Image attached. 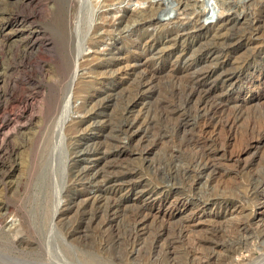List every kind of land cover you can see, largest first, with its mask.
Listing matches in <instances>:
<instances>
[{
  "label": "rangeland",
  "instance_id": "374dc122",
  "mask_svg": "<svg viewBox=\"0 0 264 264\" xmlns=\"http://www.w3.org/2000/svg\"><path fill=\"white\" fill-rule=\"evenodd\" d=\"M96 1L0 0V264H146L155 230L181 223L191 239L180 241L178 261L199 247L206 264L226 263L236 222L252 213L250 229L264 230V50L213 48L211 20L187 36L163 24H189V9L203 21L207 0H107L106 18ZM207 7L209 16L228 10L235 27L255 13L264 27V0ZM198 157L215 171L193 184ZM92 195L100 210L80 205ZM134 217L144 220L139 236ZM259 232L255 257L264 254Z\"/></svg>",
  "mask_w": 264,
  "mask_h": 264
},
{
  "label": "bare ground",
  "instance_id": "6f19581e",
  "mask_svg": "<svg viewBox=\"0 0 264 264\" xmlns=\"http://www.w3.org/2000/svg\"><path fill=\"white\" fill-rule=\"evenodd\" d=\"M83 1V0H82ZM118 1V0H117ZM95 2V1H94ZM107 2V0H97L95 4H93V2H88L90 3L91 6H93V9L96 12H101V16L105 17L106 13L103 11H100L101 8H103L104 4ZM120 2L125 3V4H130L134 2L136 3L135 0H120ZM118 2V3H120ZM212 4H208L211 3ZM142 4V3H141ZM206 5V7L204 8L205 11H207L205 14H207V17L203 20L200 21L198 14H195V10L196 9H189V10H185L183 11L185 15H189V14H194V19L189 22V24H184L183 22L177 20L178 22H175L177 17H174V19L168 20L167 22L163 23L165 25H169L170 23H176L175 29L177 32H185V35H192L194 32L199 31L200 29H203V27L206 28L205 24L206 22H210L213 21V24H216L218 22V26L216 25V34L214 35V44L213 48H215V46L219 47L222 51H225L226 49H231L234 48L238 45H242L245 48L248 49V51L250 50V52L252 54H257L260 53L262 50H264V27H261V25H259L258 22V18L256 15H254L255 13H252L250 16L246 15V17H244V20L240 23L239 27H235V22L237 21H233L231 14L228 13V10H224L227 12L222 11L218 16L217 14L214 16L212 15H208L209 10H212L213 8H208V6L212 5V7L215 5V0H207L204 1V3ZM230 9V8H229ZM93 10V11H94ZM120 11V6L118 8L115 9V15L118 14V12ZM214 11V9H213ZM201 12V11H200ZM225 13V14H224ZM100 15V14H99ZM100 16V17H101ZM101 17V18H102ZM106 18V17H105ZM106 20V19H105ZM104 20V21H105ZM155 22H160V24H162V20L160 18H155L154 19ZM100 21V20H99ZM109 21V20H108ZM106 22V21H105ZM112 22V20H111ZM154 22V23H155ZM212 23V22H211ZM157 24V23H156ZM261 24V22H260ZM161 26V25H160ZM213 26V25H212ZM208 27V26H207ZM111 30V29H110ZM224 30H228L226 32H222ZM109 31V30H107ZM184 37V36H183ZM101 40V39H100ZM84 42V41H83ZM174 42V41H173ZM87 44V43H86ZM85 45V44H84ZM81 44V51H86L88 50L89 46H85ZM246 49V50H247ZM82 56V54H80ZM81 59V58H80ZM78 65V64H77ZM77 69V66L76 68ZM76 71L74 70L72 73V77L70 79V87L68 86L69 90L68 93L66 94V96H64L62 104H61V109H60V114L58 117V124H62L63 125V120L65 119L68 111L70 108L73 107V89H72V83H73V79L78 77L76 74ZM65 121V120H64ZM134 120L133 122L126 120L125 124L123 125L124 128V133L126 135L131 134L132 132H134ZM60 129V128H59ZM58 130V129H57ZM56 130V131H57ZM55 134V133H54ZM201 138V137H200ZM197 139V138H194ZM193 139V140H194ZM192 140V141H193ZM195 142V140L193 141ZM192 142V143H193ZM202 142V141H201ZM205 142V141H204ZM196 144H200L198 141H196ZM203 145V144H202ZM205 145V144H204ZM201 146V145H200ZM202 149V148H201ZM203 151V149H202ZM198 153V152H197ZM208 154V153H207ZM210 157V156H209ZM195 158V157H194ZM203 157H198V159L195 160V162H192L193 167L190 168L189 170V176L191 177V182L193 184L198 183L202 177L206 174L207 171L211 170L213 171L215 168V164L212 162H207V160L203 161V159H201ZM194 161V160H193ZM191 165V164H189ZM186 166V165H185ZM189 167V166H188ZM184 168V167H183ZM215 171V170H214ZM188 173V171H187ZM210 173V172H209ZM208 173V174H209ZM206 174V175H208ZM212 175V174H211ZM128 177V176H127ZM209 177V175H208ZM121 181V180H120ZM129 182V181H128ZM69 184V183H68ZM35 185V184H34ZM190 187V186H189ZM61 194V193H59ZM92 194V193H91ZM52 195V194H51ZM242 195V194H241ZM60 197V196H59ZM62 197V196H61ZM61 197L58 198L57 204H56V209H55V214L53 219L51 220L52 225L57 229V223L59 221V213H60V205H62L61 203ZM79 197V196H78ZM87 197V196H86ZM205 198V196L203 197V199ZM208 198V197H207ZM246 199V198H245ZM104 200V199H103ZM178 201V200H177ZM75 202V201H74ZM86 202H90L91 206H95V210H100L101 208V199L96 196V195H92L90 197L84 198L83 200H81L80 205H82L83 203ZM107 203V202H106ZM105 203V205H106ZM108 204V203H107ZM110 204V203H109ZM203 204V203H202ZM201 204V205H202ZM205 204V203H204ZM79 205V206H80ZM199 205H197L198 207ZM64 207V205H63ZM108 207V206H107ZM243 207V206H242ZM65 208V207H64ZM201 208V207H200ZM241 208V207H240ZM243 209V208H242ZM54 210V209H53ZM251 210V209H250ZM118 211V210H117ZM242 211V210H241ZM68 212V211H67ZM232 212V211H231ZM240 212V211H239ZM52 213V212H51ZM101 213V212H100ZM104 213V212H103ZM135 213V212H133ZM57 214V216H56ZM108 214V213H107ZM117 214V213H116ZM139 214V213H138ZM239 214V213H238ZM142 215V214H141ZM244 215V214H243ZM252 213L248 214L245 218H241L238 222H236L233 225V228L235 230V234H237L239 237L238 239L234 242L236 245L231 247V256L230 259L226 261V263H222V264H264V254H261L259 257H255L253 254L255 252V250L251 247H249L250 245V241H255L256 239H258V232H255L253 230H251V218L252 217ZM88 216V215H87ZM101 215H99L100 217ZM109 216V215H108ZM127 216V215H126ZM145 217V215H143ZM236 216V215H235ZM234 216V217H235ZM239 216V215H238ZM52 217V216H51ZM94 217V216H92ZM110 217V216H109ZM58 218V220H57ZM61 218V217H60ZM84 218V217H83ZM105 218V217H104ZM114 218V217H112ZM135 218V217H134ZM146 218V217H145ZM253 218V217H252ZM101 219V218H100ZM99 219V220H100ZM111 219V218H110ZM97 220V219H96ZM102 220V219H101ZM114 220V219H113ZM151 220V219H150ZM91 221V220H90ZM143 221L144 220H137V217L135 219H133L134 222V226H133V234L138 235V233L140 232V227L142 228L143 226ZM28 222V221H27ZM87 222V221H86ZM98 222V221H97ZM31 225V224H30ZM133 225V224H132ZM19 226V225H18ZM52 226V228H53ZM59 226V225H58ZM101 226V225H100ZM85 227V226H84ZM153 227V225H152ZM159 227H156V229ZM173 228V227H172ZM68 229V228H67ZM189 225L187 224H179L177 227L173 228V229H167L164 230L163 228H159L158 230H155L154 232V239L157 243V245H153L152 248L156 249L157 254H153L150 255L148 254L147 256H145L144 258L146 260L151 261L152 264H185L184 262H180L176 259L177 254H178V247L181 246V242H188L190 236H189ZM54 230V229H53ZM259 230V229H258ZM67 231V230H66ZM143 231V230H142ZM153 231V230H152ZM192 232V230H190ZM53 232V231H52ZM122 232V231H121ZM131 232V231H130ZM261 232H264V230H262ZM259 232V234L261 233ZM56 233V231H54V234ZM144 233V232H143ZM47 234V233H46ZM128 234V233H127ZM74 234H72V232L70 231L68 237H72ZM77 235V234H76ZM215 235V234H214ZM1 236V235H0ZM75 236V235H74ZM73 236V237H74ZM139 236V235H138ZM194 237V236H193ZM38 238V237H37ZM64 239H62L63 241L67 242V239L65 237H63ZM133 238V237H132ZM152 238V237H151ZM17 239V238H16ZM22 239V238H21ZM20 239V240H21ZM44 239V238H43ZM46 239V238H45ZM131 239V238H130ZM186 239H188L187 241H185ZM194 239V238H193ZM1 240V238H0ZM135 240V239H134ZM196 240V239H194ZM55 241V240H54ZM132 241V240H131ZM161 241V242H160ZM181 241V242H180ZM192 241V240H190ZM209 241V240H208ZM217 241V240H216ZM159 242L161 243V245L159 244ZM212 242V240H211ZM69 243V242H68ZM135 243V242H134ZM1 244V243H0ZM186 244V243H185ZM193 244V243H192ZM191 244V245H192ZM196 244V243H195ZM4 245V244H3ZM20 245V244H19ZM61 245V244H58ZM189 245V244H188ZM233 245V244H232ZM6 246V245H5ZM162 246H165V248H163ZM194 246V244H193ZM202 246V245H201ZM25 247V246H24ZM24 247H20V248H24ZM195 248V247H194ZM199 248V247H198ZM198 248L194 249V253L192 252L193 256L192 259H190V261L192 262H186V264H206L207 262H210L212 260V258H210L209 255L204 256L203 252H200V250H198ZM44 249V248H43ZM46 249V248H45ZM79 249V248H78ZM77 249V250H78ZM142 248L140 247L139 249L137 248L136 251H134V256L133 258L137 259V257L140 256V250ZM188 249V248H187ZM4 250V247H3ZM189 250V249H188ZM9 251V250H8ZM191 251V250H189ZM245 251V252H244ZM43 252V251H42ZM246 253L243 255V253ZM45 253V252H44ZM185 253H188V251H186ZM190 253V252H189ZM264 253V252H263ZM181 254V253H180ZM211 254V253H210ZM248 254V255H247ZM162 255L164 256V263H159L160 260H158V258H160L159 256L162 257ZM10 256V255H9ZM75 257V255H74ZM77 257V254H76ZM140 258V257H139ZM179 258V257H178ZM191 258V257H190ZM22 259V258H21ZM83 259V258H82ZM23 260V259H22ZM52 260V259H51ZM145 260V261H146ZM188 260V259H187ZM32 261V260H31ZM61 261V260H60ZM148 261V262H149ZM219 261V260H218ZM33 262V261H32ZM36 262V261H35ZM54 262V261H52ZM57 262V261H56ZM62 262V261H61ZM69 262V261H68ZM72 262V261H71ZM74 262V261H73ZM82 261L77 257V259L75 260L74 264H80ZM148 262L146 264H148ZM216 262V261H215ZM47 262H45L46 264ZM44 264V263H43ZM53 264V263H52ZM120 264V263H118Z\"/></svg>",
  "mask_w": 264,
  "mask_h": 264
}]
</instances>
